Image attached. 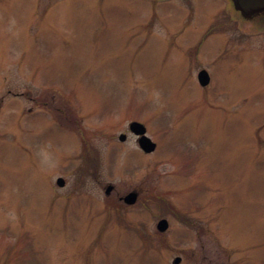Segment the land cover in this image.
<instances>
[{
	"label": "rangeland",
	"instance_id": "rangeland-1",
	"mask_svg": "<svg viewBox=\"0 0 264 264\" xmlns=\"http://www.w3.org/2000/svg\"><path fill=\"white\" fill-rule=\"evenodd\" d=\"M0 98V264H264V14L0 0Z\"/></svg>",
	"mask_w": 264,
	"mask_h": 264
},
{
	"label": "water",
	"instance_id": "water-1",
	"mask_svg": "<svg viewBox=\"0 0 264 264\" xmlns=\"http://www.w3.org/2000/svg\"><path fill=\"white\" fill-rule=\"evenodd\" d=\"M231 3L235 10L239 11L243 17L250 18L261 13H264V0H231ZM198 82L201 85H206L209 82V74L205 69H200L197 73ZM129 130L138 135L137 141L140 148L145 152H150L155 148V142L146 135L145 125L137 120H132L129 122ZM119 138L124 140L126 135L124 133L119 134ZM56 184L59 186L64 185V178L58 177L56 179ZM111 189V186L106 187V192ZM137 194L134 191H131L123 196V201L127 204L134 203L136 200ZM168 226V222L165 218H161L157 221L156 227L160 231H164ZM180 256H176L173 260V263H178L180 261Z\"/></svg>",
	"mask_w": 264,
	"mask_h": 264
},
{
	"label": "flooded vegetation",
	"instance_id": "flooded-vegetation-1",
	"mask_svg": "<svg viewBox=\"0 0 264 264\" xmlns=\"http://www.w3.org/2000/svg\"><path fill=\"white\" fill-rule=\"evenodd\" d=\"M8 91L10 92L11 91V89H8ZM14 95H15V93H13ZM1 100H2V98H0V104H1Z\"/></svg>",
	"mask_w": 264,
	"mask_h": 264
}]
</instances>
